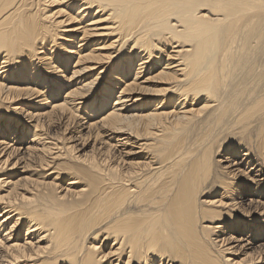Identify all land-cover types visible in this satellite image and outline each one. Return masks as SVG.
<instances>
[{"label":"bare ground","instance_id":"obj_1","mask_svg":"<svg viewBox=\"0 0 264 264\" xmlns=\"http://www.w3.org/2000/svg\"><path fill=\"white\" fill-rule=\"evenodd\" d=\"M176 261L264 264V0H0V264Z\"/></svg>","mask_w":264,"mask_h":264},{"label":"snow or ice","instance_id":"obj_2","mask_svg":"<svg viewBox=\"0 0 264 264\" xmlns=\"http://www.w3.org/2000/svg\"><path fill=\"white\" fill-rule=\"evenodd\" d=\"M226 148H227V146H226ZM212 203H216L215 201H212ZM176 264H179V261H176Z\"/></svg>","mask_w":264,"mask_h":264}]
</instances>
